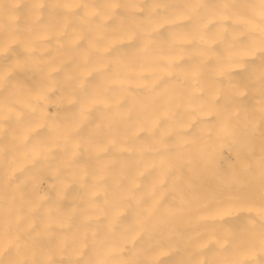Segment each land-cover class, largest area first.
I'll list each match as a JSON object with an SVG mask.
<instances>
[{"label": "bare ground", "instance_id": "1", "mask_svg": "<svg viewBox=\"0 0 264 264\" xmlns=\"http://www.w3.org/2000/svg\"><path fill=\"white\" fill-rule=\"evenodd\" d=\"M151 251L264 264V0H0V264Z\"/></svg>", "mask_w": 264, "mask_h": 264}, {"label": "rangeland", "instance_id": "2", "mask_svg": "<svg viewBox=\"0 0 264 264\" xmlns=\"http://www.w3.org/2000/svg\"><path fill=\"white\" fill-rule=\"evenodd\" d=\"M39 125H41V126H39ZM39 125H36L35 123L32 125V127H30V130H37V128L39 129V130H44L45 128H46V126H45V124L43 125V124H39ZM48 125V124H47ZM43 126V127H42ZM44 126H45V128H44ZM40 127V128H39ZM48 127V126H47ZM44 128V129H43ZM35 179H37L36 177H34ZM34 178H33V180H34ZM39 178H41V177H39ZM38 180H40V179H38ZM40 185H42L43 187H46V184H45V182L42 180L41 181V183H40ZM147 252V251H146ZM149 252V251H148ZM151 252H153V253H158L157 254V256H155V254H153L152 256L153 257H156V258H158V262L160 263V264H173V262L175 263V261L178 263V262H180L179 264H190L189 262L190 261H187V259L186 260H176V259H180L177 255H174L173 253L175 252V251H159V252H157V251H151ZM160 252H163V253H160ZM160 253V254H159ZM162 254V255H161ZM166 254H168V256H165ZM170 255V256H169ZM175 258V256H176V258L173 260V257ZM162 257V258H161ZM164 257V258H163ZM170 257H171V259H170ZM166 258H168V260H166ZM162 259V260H161ZM151 260V259H150ZM150 260H149V257H147V259L146 260H144V264H145V262H146V264H152V262L150 263ZM148 261V262H147ZM164 261V262H163ZM166 261H169V262H166ZM173 261V262H172ZM172 262V263H171Z\"/></svg>", "mask_w": 264, "mask_h": 264}]
</instances>
